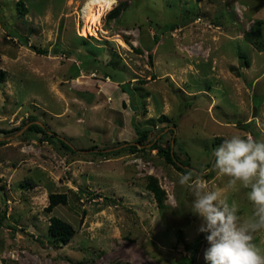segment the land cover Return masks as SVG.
Segmentation results:
<instances>
[{"label": "rangeland", "instance_id": "obj_1", "mask_svg": "<svg viewBox=\"0 0 264 264\" xmlns=\"http://www.w3.org/2000/svg\"><path fill=\"white\" fill-rule=\"evenodd\" d=\"M87 1L0 0V264H208L195 189L152 143L220 190L217 140L264 141V51L245 39L261 21L264 41V0H117L82 34ZM247 192H224L244 217ZM51 194L68 203L48 212ZM52 217L75 230L59 248Z\"/></svg>", "mask_w": 264, "mask_h": 264}, {"label": "clouds", "instance_id": "obj_2", "mask_svg": "<svg viewBox=\"0 0 264 264\" xmlns=\"http://www.w3.org/2000/svg\"><path fill=\"white\" fill-rule=\"evenodd\" d=\"M213 169L227 177L220 190H211L206 181L191 170L180 174L179 184L195 189L191 211L201 220L198 231L205 234L208 264H264V252L253 242L264 232V141L252 136L233 135L213 152ZM248 189L251 215L241 216L229 203L225 190Z\"/></svg>", "mask_w": 264, "mask_h": 264}, {"label": "trees", "instance_id": "obj_3", "mask_svg": "<svg viewBox=\"0 0 264 264\" xmlns=\"http://www.w3.org/2000/svg\"><path fill=\"white\" fill-rule=\"evenodd\" d=\"M197 1H203V0H197ZM20 11H24V6L22 3H20ZM119 8H115L110 12L109 19L110 18H116L119 15ZM262 22L258 21L256 23L255 29L251 30L250 32L245 34V39L247 42L252 44L258 51H264V41H263V35L261 31ZM46 53V52H44ZM5 72L0 69V83L5 81ZM109 77L119 82L115 79V77L112 75H109ZM163 119H167L164 118ZM31 125L29 126V131L36 132L38 134H42L43 136L49 137L46 133V131L37 123L30 122ZM174 127H176V124H173ZM138 134V144L143 146L148 141L150 131L149 130H137ZM50 138V137H49ZM62 147L66 149L70 153H75L64 141L59 140ZM224 140L220 139L217 140V145H220ZM176 138L173 139V143H176ZM163 142L157 141L152 143V150H157L158 154L166 161V163L174 166L177 170L184 173L187 170L186 167H189V162L185 161L182 162L177 157L175 151L173 150V145L171 143H167L168 145L164 148L162 145ZM192 171V170H191ZM148 189L154 194L157 203L160 207L164 206V192L159 188L157 185V182L153 179H151L150 183L148 184ZM68 203L67 195L65 194H51L49 197V205L46 208L48 212H52L55 207L59 205H66ZM48 235H49V242L52 246L59 248L64 245H67L74 237L75 230L72 225L69 223L57 218L52 217L51 223L48 228ZM199 246V244L197 245ZM190 249V248H189ZM197 254V252H194V255ZM123 264H130V263H123Z\"/></svg>", "mask_w": 264, "mask_h": 264}, {"label": "bare ground", "instance_id": "obj_4", "mask_svg": "<svg viewBox=\"0 0 264 264\" xmlns=\"http://www.w3.org/2000/svg\"><path fill=\"white\" fill-rule=\"evenodd\" d=\"M116 3L117 0H88L82 8V19L85 25L82 34L90 33L94 26H99L103 15Z\"/></svg>", "mask_w": 264, "mask_h": 264}, {"label": "water", "instance_id": "obj_5", "mask_svg": "<svg viewBox=\"0 0 264 264\" xmlns=\"http://www.w3.org/2000/svg\"><path fill=\"white\" fill-rule=\"evenodd\" d=\"M248 126L247 125H245V128H247Z\"/></svg>", "mask_w": 264, "mask_h": 264}]
</instances>
